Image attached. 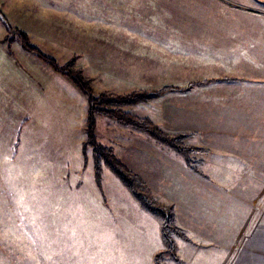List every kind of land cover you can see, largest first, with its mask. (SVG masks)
Masks as SVG:
<instances>
[{
	"label": "rangeland",
	"instance_id": "374dc122",
	"mask_svg": "<svg viewBox=\"0 0 264 264\" xmlns=\"http://www.w3.org/2000/svg\"><path fill=\"white\" fill-rule=\"evenodd\" d=\"M0 11L59 64L76 58L96 94L184 86L210 75L243 79L240 89L254 103L245 110H206L199 92L127 109L170 133L197 130L186 145L211 149L192 155L203 159L210 180L142 131L103 117L96 130L161 204L177 203L191 238L216 241L184 243L178 256L185 264L240 262L242 239L264 231V0H0ZM225 23L249 27L245 56L206 63L170 54L179 35L193 34L180 26ZM7 35L0 20V264H153L163 244L142 215L162 219L141 212L107 166L99 187L91 148L84 157L87 95ZM183 178L190 190L170 187ZM161 264L177 263L166 255Z\"/></svg>",
	"mask_w": 264,
	"mask_h": 264
},
{
	"label": "trees",
	"instance_id": "16d2710c",
	"mask_svg": "<svg viewBox=\"0 0 264 264\" xmlns=\"http://www.w3.org/2000/svg\"><path fill=\"white\" fill-rule=\"evenodd\" d=\"M6 27L8 29L7 38L11 42L15 40L19 41L26 50L32 51L44 62L52 66L56 72L69 77L74 85L87 95V138L83 143L84 157L87 160V151L91 148L95 179L99 187H101L102 184L103 167L107 166L120 179L124 186L133 193L144 210L162 219L161 234L166 249L159 251L155 255L154 264H161L166 255L171 256L177 264H185L178 256L176 238H181L189 243H192V240L187 236L186 232L178 226L174 205L161 204L159 198L151 192L144 178L131 170L116 155L113 147L101 143L96 133L98 117H107L117 123L146 132L158 142L182 156L189 168L205 177L206 175L199 167L201 162H196L192 159V155L195 153H206L208 150L186 145V142L191 139L195 133H167L150 118L140 117L127 110L129 107L158 98L165 92L178 88L175 86H164L160 89L135 90L126 94L107 92L96 94L92 86V79L84 74L83 69L76 67V58H72L69 62L65 63V65H61L56 58L44 54L38 46L33 44L30 36L25 31L12 26L10 23H8ZM208 82H210V80L191 82L188 87Z\"/></svg>",
	"mask_w": 264,
	"mask_h": 264
},
{
	"label": "crops",
	"instance_id": "0c3cea01",
	"mask_svg": "<svg viewBox=\"0 0 264 264\" xmlns=\"http://www.w3.org/2000/svg\"><path fill=\"white\" fill-rule=\"evenodd\" d=\"M176 31H178V32L186 31L189 33L192 32L193 34H187V35H183V36L179 35L178 36L179 45L176 47H172V49H171L172 51H170V54H172L174 56L187 55V56L202 58L201 61H204L207 63L210 61L211 56L220 57L221 58L220 62H225V60H224L225 56H232V57L241 58L242 56H245L247 54V48L249 45V27L246 24L225 23V24H202V25H195L192 27L180 26L179 29H177ZM183 41L186 43L187 46H185V45L183 46L181 44V42H183ZM197 42H200L201 46H196ZM192 43H194V44L192 46H190V44H192ZM261 46H262V44H261ZM214 49L216 51H214ZM151 55H153V54L151 53ZM205 60H207V61H205ZM216 62H218V59L216 60ZM206 80H210V82L205 83V84H201V85H194V86L188 87V85L191 82L206 81ZM242 80H243L242 78H239L238 76H234V75L233 76H230V75H226V76L225 75H215V76L210 75V76L200 77L198 80L191 81L184 86L170 84V85H166V86H175L178 89H173V90L167 91L164 94H162L161 96H159L158 98L144 102L143 104L159 100L168 94H177V93H181V94H183V93H186V94L195 93L196 94L197 92H199L198 93L199 105L210 106V108H208L206 110H210V111L245 110L246 107H243V106H248V105L254 104V103H250V99H252V98H249V97L251 96V94H249L248 92H242V90L240 89L243 87L240 84V81H242ZM246 86L247 85H245V87ZM220 88H223V89L221 90ZM155 89H160V88L137 89V90H155ZM228 89H231V90H228ZM132 91H135V90H132ZM132 91H130V92H132ZM130 92H126V93H130ZM107 93H113V92H107ZM126 93H116V94H126ZM138 105H140V104H138ZM133 114H135V113H133ZM138 116H140V115H138ZM140 117L150 118L155 124L160 126L161 129H163L167 133H170L167 130H165L164 128H162V126L159 125L157 122H155L151 117H148V116H140ZM103 120L107 121L109 124L120 125L116 121H113V120L108 119V118L103 117ZM121 126L130 128V127L125 126V125H121ZM98 127H99V118L97 121V129H98ZM130 129H132V128H130ZM133 130H135V129H133ZM135 131H138V130H135ZM138 132H141V131H138ZM141 133L147 134L152 139L156 140L155 138H153L150 134H148L146 132H141ZM180 133H195V135L191 139H189V141L196 138L200 134L197 130H190L189 128H186L184 130H180L176 133H170V134H180ZM97 137H98V133H97ZM192 146L200 147V148H204V149L208 150V152L202 153V155L211 153V149L208 147L195 146L194 144ZM114 149H115V147H114ZM199 161L201 162V165L203 166L204 165L203 159H199ZM185 165L189 170H191L196 175L204 178L205 180H210V176L207 173L203 172L206 175L204 177V176L196 173L195 171H193L191 168H189L187 164H185ZM154 168L155 167H153V169ZM136 173H138V172H136ZM138 174L141 176L143 175L141 173H138ZM144 180H145V178H144ZM188 180H189V178H188ZM184 181H185V178L182 179V182H183L182 186H175V184H170V187L174 186V188H177L178 190H190V187H188V185H186ZM148 184H149V182H148ZM136 201L138 202L137 204L139 206V210L141 212H143L142 210H144V209L141 207L139 201L138 200H136ZM171 204L174 205L175 210H176V217H177L178 226L180 228H182L188 234L190 239L192 240V244H191V243H187L181 239H177L178 252L180 254H181V248H182L184 243L188 244V246L191 244V245H195V246H201L203 248H206L209 246H217L215 244L216 241L213 239H210L208 236L200 237V239L202 240L201 242L200 241L196 242L193 238H191V236L189 235L190 230H189L188 226L185 223H183V220H181L180 211H179V207L177 206V203L175 201H172L171 203H169V205H171ZM188 210L191 211L190 209H188ZM149 214H151V213H149ZM151 215L155 216L153 214H151ZM142 216L143 217L147 216V217L143 218L144 224L145 223L147 224V226L149 227L148 230H152V231H154V233H156L158 240L160 238L161 242L163 244V247L158 249V250H155V253L153 254V264H154L155 255L158 253V251H160L164 248V242L162 240V235H161L162 220L158 221L155 218L151 217L150 215H145V213H143ZM155 217H157V216H155ZM157 218H160V217H157ZM142 226H144V225H142ZM206 239H208V240L205 241ZM186 250H189V248L187 247ZM229 264H264V231H257V232H254L252 235H246L242 239V242L240 245V262L229 263Z\"/></svg>",
	"mask_w": 264,
	"mask_h": 264
},
{
	"label": "water",
	"instance_id": "95a60500",
	"mask_svg": "<svg viewBox=\"0 0 264 264\" xmlns=\"http://www.w3.org/2000/svg\"><path fill=\"white\" fill-rule=\"evenodd\" d=\"M0 20L5 24L8 25V22L6 20V18L4 17L3 13L0 11Z\"/></svg>",
	"mask_w": 264,
	"mask_h": 264
}]
</instances>
